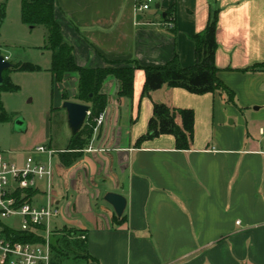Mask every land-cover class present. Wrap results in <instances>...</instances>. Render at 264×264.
Segmentation results:
<instances>
[{
    "label": "crops",
    "instance_id": "obj_1",
    "mask_svg": "<svg viewBox=\"0 0 264 264\" xmlns=\"http://www.w3.org/2000/svg\"><path fill=\"white\" fill-rule=\"evenodd\" d=\"M136 6L137 0H58L56 17L76 63L102 68L105 59H135L164 66L178 54L183 66H192L191 36L218 13L219 78L241 107L264 110V67L244 72L264 64V0H163L146 12ZM145 82L136 71L128 100L119 97V82L108 79L105 119L83 157L66 167L54 156L62 215L52 259L67 236L77 264H264V117L253 116L250 126L237 108L224 111L240 129L235 134L222 125L229 135L218 137L212 118L219 93L164 87L143 97ZM155 103L193 108L189 150L178 149L172 135L147 137ZM44 186L32 203L45 198ZM111 192L127 199L121 218L105 201Z\"/></svg>",
    "mask_w": 264,
    "mask_h": 264
},
{
    "label": "trees",
    "instance_id": "obj_2",
    "mask_svg": "<svg viewBox=\"0 0 264 264\" xmlns=\"http://www.w3.org/2000/svg\"><path fill=\"white\" fill-rule=\"evenodd\" d=\"M58 0H22V21L32 28L43 26L47 30L46 49L52 53V86L55 88L67 81L70 76L77 77V90L74 100L71 101L67 94L62 95V101H71L90 106V115L81 129L72 139L64 151L57 152L61 164L70 167L77 163L86 149L89 148L95 134L96 119L103 114L109 104L108 95L104 92V86L108 79L113 78L119 82V97L128 100L133 99L135 73L141 70L145 73L146 82L143 88V97H151L153 93L162 88H181L195 95L216 94L226 97L227 101L236 105V94L220 78L219 68L216 66V53L218 50L217 25L218 13H214L205 31L191 36L195 47V62L192 66L185 67L181 64L177 54L164 66L143 65L138 60H108L107 67L89 68L81 67L76 63L74 48L63 35L61 25L56 17ZM4 17L5 5L1 7ZM171 13L162 19L167 22ZM263 65L250 70L255 71ZM10 70L34 72L40 70L32 64H17L4 73V84L0 87L3 91H16L19 88L13 85L8 72ZM237 106V105H236ZM56 108L53 109L55 111ZM9 121V116L0 100V122ZM163 135H172L176 139L177 148L189 150L192 147L195 136V113L191 109H175L166 104L155 103L154 114L149 122V138ZM142 140V138L139 140ZM50 148V147H48ZM37 191L30 189L25 191V200H32ZM21 193H18L20 195ZM123 221V219H121ZM74 231H68V235ZM16 239L21 242L38 243L41 238L35 235L19 232ZM67 237L62 242L67 243ZM58 248L52 242V251ZM62 252V251H61Z\"/></svg>",
    "mask_w": 264,
    "mask_h": 264
},
{
    "label": "rangeland",
    "instance_id": "obj_3",
    "mask_svg": "<svg viewBox=\"0 0 264 264\" xmlns=\"http://www.w3.org/2000/svg\"><path fill=\"white\" fill-rule=\"evenodd\" d=\"M2 5H5L4 17H2ZM22 0H0V54L13 65L32 64L40 68L34 72L10 70L13 85L19 89L0 93V100L9 116V121L0 122V152L5 153L10 160L22 161L28 153L39 144L52 146L57 152L67 149L72 133L68 126L66 110L62 107V95L67 94L73 101L76 95V76H70L64 84L59 85L53 91L52 53L46 49L47 30L43 26L32 28L22 21ZM243 98L245 96L243 95ZM236 105L230 104L226 97H216L213 108L212 124L216 122L218 137L228 136L225 131L238 134L240 121L230 125L235 119L232 117L225 120L222 116L224 111L237 110L246 121L253 125V116L264 117V110L255 112V107L243 108L236 98ZM250 106V105H249ZM56 108L55 111L53 109ZM193 109V108H191ZM125 111L123 116H125ZM201 120V114H198ZM223 117V118H222ZM225 120V122L222 121ZM204 121H200L203 129ZM256 126V125H255ZM261 126V124L259 125ZM259 126L255 135L259 138ZM57 158L54 162L56 163ZM47 191V187H43ZM54 191L61 192L59 186ZM46 198H38L33 201L34 206L46 204ZM4 223L16 230L21 228L20 217L12 216ZM61 218L52 219L51 225L54 230L61 226ZM67 237V236H65ZM64 243V242H63ZM70 242L62 245V252L56 253L50 264H77L74 255L68 248ZM73 245V244H71Z\"/></svg>",
    "mask_w": 264,
    "mask_h": 264
},
{
    "label": "built area",
    "instance_id": "obj_4",
    "mask_svg": "<svg viewBox=\"0 0 264 264\" xmlns=\"http://www.w3.org/2000/svg\"><path fill=\"white\" fill-rule=\"evenodd\" d=\"M163 0H137L136 10L146 12ZM173 28V24L170 25ZM90 112L88 113V116ZM105 114L96 119V128L103 124ZM264 135V130L262 131ZM57 151L44 145L36 146L22 161L10 160L0 152V264H50L52 242L55 234L52 219L62 215L56 203L54 191L53 158ZM46 185V204L34 206L32 200H25V191H38ZM18 193H21L18 195ZM16 216L21 219V228L16 230L4 223ZM19 232L35 235L41 242H21L16 239Z\"/></svg>",
    "mask_w": 264,
    "mask_h": 264
},
{
    "label": "water",
    "instance_id": "obj_5",
    "mask_svg": "<svg viewBox=\"0 0 264 264\" xmlns=\"http://www.w3.org/2000/svg\"><path fill=\"white\" fill-rule=\"evenodd\" d=\"M165 16V15H164ZM12 68V63L6 57L0 54V87L4 84V73ZM62 107L66 110L68 126L72 136H76L83 128L90 106L71 101H65ZM105 201L110 204L116 215L121 218L127 207V199L117 193H108L105 196Z\"/></svg>",
    "mask_w": 264,
    "mask_h": 264
}]
</instances>
